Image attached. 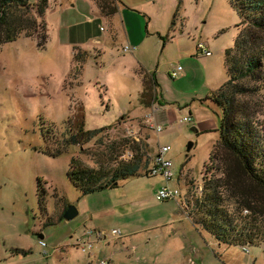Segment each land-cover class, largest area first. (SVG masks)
<instances>
[{
    "label": "rangeland",
    "instance_id": "rangeland-1",
    "mask_svg": "<svg viewBox=\"0 0 264 264\" xmlns=\"http://www.w3.org/2000/svg\"><path fill=\"white\" fill-rule=\"evenodd\" d=\"M91 1L49 0L45 40L21 33L0 45V264H187L188 257L189 264H264V241L242 249L218 243L193 222L205 181L223 179L227 159L218 144L221 110L204 99L227 79L224 51L238 36L239 21L230 1L121 0L112 16H103ZM128 45L134 50L125 51ZM83 51L88 55L79 69L73 54ZM178 65L183 70L172 78ZM143 71L158 83L150 106L138 100ZM246 85L256 90L242 99L264 124V67L261 79ZM81 106L84 129H106L82 146L48 156L42 131L51 148L59 146ZM156 111L165 114L162 120ZM186 116L190 122L182 121ZM164 145L170 146L168 184L179 189L176 199L157 200L166 181L144 170L90 194L68 179L72 158L96 167L110 149L123 159L138 150L150 164ZM38 177L45 182L46 213L38 208ZM70 205L77 215L66 220ZM228 207L238 214L233 203ZM47 218L53 223L44 225ZM91 229L102 239L86 236Z\"/></svg>",
    "mask_w": 264,
    "mask_h": 264
},
{
    "label": "trees",
    "instance_id": "trees-1",
    "mask_svg": "<svg viewBox=\"0 0 264 264\" xmlns=\"http://www.w3.org/2000/svg\"><path fill=\"white\" fill-rule=\"evenodd\" d=\"M48 1L0 0V45L15 41L21 33L28 37L39 35L45 40L43 15ZM114 1L115 5L102 3L99 6L103 15L112 16L117 12L122 1ZM229 1L239 18L236 24L238 36L233 45L224 51L226 81L204 99L221 110L218 144L227 151V159L222 171L223 179L205 181L201 197L195 201L196 217L193 222L218 243L242 249L264 241V124L254 118L248 103L242 99L256 90V87L246 85V81L252 78L260 80L264 67V0ZM171 24H175L174 19ZM240 24L242 29L238 27ZM87 55L85 51L73 54L79 69ZM141 82L143 90L138 100L142 105L150 106L157 99L156 77L143 71ZM68 123L66 134L54 149L47 142L45 131H42V150L48 156L57 157L72 145L82 146L106 129H84L83 106L74 111ZM112 152L110 149L106 160L98 162L96 167L84 165L76 158L71 159L67 176L81 194L115 188L121 180L142 175V170L146 171L151 164L148 157L143 158L144 153L138 150L128 159L114 157ZM44 183L37 178L36 196L42 213H46ZM229 203L234 204L238 214L234 215L229 210ZM52 223L47 218L44 225ZM15 250L25 252L23 249Z\"/></svg>",
    "mask_w": 264,
    "mask_h": 264
},
{
    "label": "built area",
    "instance_id": "built-area-1",
    "mask_svg": "<svg viewBox=\"0 0 264 264\" xmlns=\"http://www.w3.org/2000/svg\"><path fill=\"white\" fill-rule=\"evenodd\" d=\"M125 51H133L134 47L131 45H128L124 48ZM203 53L205 55H209L210 52L207 50H204ZM182 67L180 65H178L175 69H173L171 71V77L172 78H176L178 76V74L182 71ZM183 122H190L191 121V117L186 116L182 119ZM156 130L160 131L161 127L160 126H156ZM170 150V146L169 145H164L162 147H159L157 153L155 154L152 163L150 164V166L147 168V170L145 171V175L146 176H160L162 177V179H164L166 181L165 184H163L162 186H160L158 188V190L156 191V199L157 200H162V201H166V200H173L176 199L178 196H180V191L178 188L176 187H172L168 184V181L172 178L173 176V172H172V161L170 159H168L166 157L167 152ZM113 233H115L116 235H120V232L117 230H113ZM96 235V238L98 240L102 239V232L96 231V230H89L87 231L86 236H91V235ZM104 238L106 237L105 235L103 236ZM88 243V242H87ZM38 244L41 248V253L43 255H48V251L46 249V243L44 240H38ZM90 247H92V242L88 243ZM84 247H82L83 249ZM86 248H88L87 246L83 249L84 251L86 250ZM99 264H109V260L108 259H102L100 261Z\"/></svg>",
    "mask_w": 264,
    "mask_h": 264
},
{
    "label": "water",
    "instance_id": "water-1",
    "mask_svg": "<svg viewBox=\"0 0 264 264\" xmlns=\"http://www.w3.org/2000/svg\"><path fill=\"white\" fill-rule=\"evenodd\" d=\"M192 147H193V143L192 142H189L187 144L186 151L189 152ZM76 215H77V209H76V207L73 206V205H70V206H68L65 209V211L63 213V218L66 219V220H70V219L74 218ZM40 237H42V236H40Z\"/></svg>",
    "mask_w": 264,
    "mask_h": 264
},
{
    "label": "crops",
    "instance_id": "crops-1",
    "mask_svg": "<svg viewBox=\"0 0 264 264\" xmlns=\"http://www.w3.org/2000/svg\"><path fill=\"white\" fill-rule=\"evenodd\" d=\"M91 1V0H90ZM91 4L92 5H94V6H96L95 4H93V2L91 1ZM72 6H74V4H71ZM96 8H97V10L102 14V12H101V10H100V8L99 7H97L96 6ZM103 15V14H102ZM103 16H105V15H103ZM154 115H155V118L156 119H158V120H162L163 118H164V116H165V114L162 112V111H156V112H154ZM163 185V184H162ZM105 235V234H104ZM40 236H42L41 238H43L44 236L42 235V234H39V237ZM190 263V258L188 257L187 258V264H189ZM226 264V263H225ZM228 264V263H227Z\"/></svg>",
    "mask_w": 264,
    "mask_h": 264
}]
</instances>
